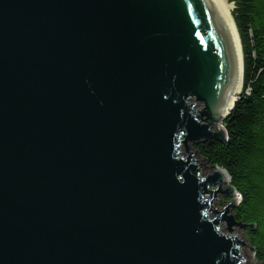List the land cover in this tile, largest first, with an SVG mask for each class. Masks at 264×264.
<instances>
[{
	"label": "water",
	"instance_id": "95a60500",
	"mask_svg": "<svg viewBox=\"0 0 264 264\" xmlns=\"http://www.w3.org/2000/svg\"><path fill=\"white\" fill-rule=\"evenodd\" d=\"M242 69L223 0H0V264H244L189 148Z\"/></svg>",
	"mask_w": 264,
	"mask_h": 264
},
{
	"label": "trees",
	"instance_id": "16d2710c",
	"mask_svg": "<svg viewBox=\"0 0 264 264\" xmlns=\"http://www.w3.org/2000/svg\"><path fill=\"white\" fill-rule=\"evenodd\" d=\"M225 1L233 4L241 44L242 90L222 123L226 140L193 148L209 168L220 167L230 177L240 199L232 210L234 220L245 226L256 263L264 264V0Z\"/></svg>",
	"mask_w": 264,
	"mask_h": 264
},
{
	"label": "rangeland",
	"instance_id": "374dc122",
	"mask_svg": "<svg viewBox=\"0 0 264 264\" xmlns=\"http://www.w3.org/2000/svg\"><path fill=\"white\" fill-rule=\"evenodd\" d=\"M232 10H233V8H232ZM201 107H202V105L200 106V109H201ZM218 126H219V124H215L212 127V131H214V132L219 131ZM193 144L194 143L189 144V148H190L191 153H195L194 148H193ZM195 158H196V160L200 161L201 167H208V165L204 162V160H202V158H200V156L196 153H195ZM210 171H212V169L209 167L202 170V172L204 174H208ZM226 186H228V183L222 185L221 188H224ZM230 198H233V196L232 195L224 196V202H223L222 197H215L214 200L216 201L217 204H214V207L217 208V210H223V207L227 206L228 203L230 202V200H229ZM222 228H226V223H223ZM232 229L234 230V233L238 236V238H241L242 229L239 226H232ZM222 230H226V229H222ZM241 253H242V256L244 257V259L246 261L244 264H254V255H253V252H252L250 247H248V246L242 247Z\"/></svg>",
	"mask_w": 264,
	"mask_h": 264
},
{
	"label": "bare ground",
	"instance_id": "6f19581e",
	"mask_svg": "<svg viewBox=\"0 0 264 264\" xmlns=\"http://www.w3.org/2000/svg\"><path fill=\"white\" fill-rule=\"evenodd\" d=\"M223 2H224V4H225V6L227 7V9L229 10V12H230V15H231V11H232V5H229L225 0H223ZM231 17H232V15H231ZM233 20V19H232ZM242 86V85H241ZM240 92H241V90H240ZM240 94V93H239ZM239 94L237 95V94H234V98L237 100V98H238V96H239ZM224 184H227L226 182H223V184L222 185H224Z\"/></svg>",
	"mask_w": 264,
	"mask_h": 264
}]
</instances>
